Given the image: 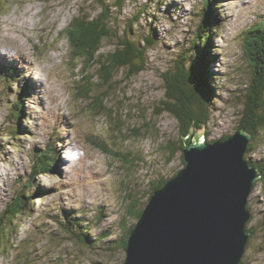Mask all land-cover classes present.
I'll return each mask as SVG.
<instances>
[{
    "label": "rangeland",
    "instance_id": "374dc122",
    "mask_svg": "<svg viewBox=\"0 0 264 264\" xmlns=\"http://www.w3.org/2000/svg\"><path fill=\"white\" fill-rule=\"evenodd\" d=\"M176 1L178 10L165 8L169 2L157 8L159 44L149 50L147 68L132 76L126 69L118 70L116 82L109 88L98 77L100 64L86 62L82 54L75 58L69 39L76 18L85 21L88 14L95 16L101 12L97 0H0V150L3 151L0 214L19 191L20 183L29 179L33 154L46 149L53 139L59 153L56 172L35 177L37 185L57 186L56 192L36 195L31 204L34 212L19 221L13 249L0 257V264L123 263L127 251L115 244L126 228L138 220L131 211L144 208L153 187L185 166L178 121L164 109L167 94L162 73L172 65L180 46L188 48V31L199 22L197 6L202 0ZM219 2L223 18L215 72L221 78L218 100L207 128L213 140L237 131L245 99L237 95L246 92L253 74L245 49L246 32L254 25L262 29L264 24V0ZM146 4V0L127 2L121 18L134 17ZM13 20L29 22L28 27H22L23 31L12 35L16 44L3 40ZM140 22L139 31L147 34L150 18L143 14ZM114 47V41L106 40L100 53ZM19 57L34 68H28ZM89 69L96 75L92 98L80 95L81 77L91 73ZM9 75L14 79L10 87L4 81ZM24 88L23 126L27 130L20 140L10 139L9 135L1 134L5 128L16 125L7 104ZM108 91L110 95L104 103L114 112L105 109L96 115L95 97L104 98L102 95ZM57 125L67 129L59 138ZM93 136L105 140L115 153L97 147L91 142ZM206 137L196 131V139L206 140ZM250 156L264 158V143L256 151L251 150ZM37 188L34 185L33 191ZM249 205L253 215L249 226L255 234L250 236L242 262L264 264V181L255 183ZM63 206L76 210L78 217L85 220L84 225L89 221L98 223L88 230L90 238L95 240L104 231L108 232L101 245L111 240L113 248L93 249L81 242L77 228L80 225L75 222L71 226L77 231L76 235L72 234L76 237L69 236L65 231L69 230L68 218L60 212ZM45 209L55 212V219L40 218Z\"/></svg>",
    "mask_w": 264,
    "mask_h": 264
},
{
    "label": "trees",
    "instance_id": "16d2710c",
    "mask_svg": "<svg viewBox=\"0 0 264 264\" xmlns=\"http://www.w3.org/2000/svg\"><path fill=\"white\" fill-rule=\"evenodd\" d=\"M135 1L138 0H97L101 7V12L95 16L88 14L85 21L82 20L83 18H76L77 22L74 24L73 29L69 31V39L72 42L75 58L82 54L86 62L90 64L99 63L98 77L102 80L101 83L106 84L109 88H113L112 85L116 82L115 72L118 70L126 69L128 75L132 76L147 68L149 63V50L159 44V29L156 23L160 17L157 15V12H159L157 8H161L162 5H166L169 2L165 8L169 7L171 11L180 9L176 0L172 3L170 2L171 0H146L147 4L134 17L129 19L121 18V13L126 3ZM219 1L202 0V3L197 6L199 22L196 28L194 26L188 31L190 37L187 42L188 48L185 45L183 47L180 46V51L177 53L172 65L162 73L164 82L168 88L164 109L166 108V110L175 114L178 118L183 138L196 129L197 132H203L207 136L206 140L208 142L216 141L210 138V133L207 131V128L211 122L213 107L218 100L219 78H221L219 73L215 72V65L219 57L217 39L221 37L220 25L221 19L223 18L222 11L219 9ZM165 8L164 10H166ZM143 14L146 15V18H150L152 23L147 27V34L145 31H139ZM171 15L173 16V13ZM172 20L174 23H178V21ZM193 25L194 19L190 26L192 27ZM246 35L248 39L245 49L251 61V66L253 67V74L249 86L245 88L246 92L244 91V93L237 95L238 97L242 96L245 98L243 101L244 110L237 130L244 128L251 134V142L248 146L246 158L253 166L259 169L262 174L260 180L264 181V158L254 159L250 156L251 150L256 151L259 145L264 143V24L262 29L257 28L255 25L252 26L246 32ZM106 40L114 41L115 48L108 51L109 53H100L103 42ZM89 70L91 73L88 72L81 77L83 85L81 87V94H79L83 97L92 98V94L94 93L93 78L96 75L94 71ZM5 78L7 81H4L10 87L14 81L13 76L9 75ZM25 93L26 88L20 89L17 97L9 104L6 103L10 110L11 118L14 119L13 121L16 125L11 126V128H5L1 134L5 133V135H9L10 139L15 137V140H20L27 130L23 126L26 112L23 105ZM107 95H110L109 91L102 95L105 96L104 98L101 96L95 97L93 109L97 113L96 115L102 113L105 109L108 110V113L114 112L112 108L104 103ZM56 128L57 138L62 137L65 134L64 132L67 131L64 125L60 128L57 125ZM230 136L231 134L226 135L222 139ZM91 142L109 154L115 153L105 140L99 139L97 136L91 137ZM16 143L17 141L13 144ZM56 143L53 139L47 145L46 149L33 154V169L29 179L20 183L19 191L7 202L5 209L0 214V257L6 255L13 249L15 236L19 231V221L24 215L29 212H34L31 204L33 201L35 202L36 195L40 193L43 196L52 190L56 192L57 186L45 188L42 185H37L35 179L38 175H51L56 172L57 159L59 158ZM183 148L184 146L181 147L182 150ZM2 154L3 151L0 150V155ZM182 158L184 160L183 154ZM168 179H162V181L154 186L150 197ZM34 185L38 186L35 191H33ZM248 207L251 210L250 205ZM83 211L84 208L79 212ZM142 211L143 208L133 210L131 213L139 218ZM60 212L68 218L69 230L65 231L69 236L77 234V231H73L71 226L75 222L76 225H80L77 228L80 230L79 238L81 242L91 246L93 249L101 247L113 248L110 245L111 240L108 241L107 245H101L106 240L108 232L104 231L95 240L90 238L88 230L94 224L98 225V223L89 221L87 225H84L85 220L78 217L76 210L66 209L64 206ZM41 214L42 216L39 215L40 218L46 219L47 217L55 219V212L50 213L47 209L41 211ZM30 216L32 217L33 215ZM74 219L78 221H74ZM250 222L251 220L248 222L247 229L253 235L255 233L249 226ZM135 224L126 228L124 234L120 235V240L117 241L115 246L119 244V246L125 249L127 248L128 238ZM72 237L74 238L76 236L72 235ZM94 264L104 263L94 261Z\"/></svg>",
    "mask_w": 264,
    "mask_h": 264
},
{
    "label": "water",
    "instance_id": "95a60500",
    "mask_svg": "<svg viewBox=\"0 0 264 264\" xmlns=\"http://www.w3.org/2000/svg\"><path fill=\"white\" fill-rule=\"evenodd\" d=\"M251 137L244 128L215 142L196 139V129L185 136L186 164L149 198L122 264H241L262 176L246 158Z\"/></svg>",
    "mask_w": 264,
    "mask_h": 264
},
{
    "label": "bare ground",
    "instance_id": "6f19581e",
    "mask_svg": "<svg viewBox=\"0 0 264 264\" xmlns=\"http://www.w3.org/2000/svg\"><path fill=\"white\" fill-rule=\"evenodd\" d=\"M28 25H29V22L28 21H24V22H21V23H16V21L15 20H13L12 21V23L10 24V29H9V32L7 33V34H5V36H4V41H7V42H10V43H17V41L15 42V38L14 37H12V35L14 34V32L15 31H23L22 30V27L24 28V27H28ZM9 47H12V46H10V45H8ZM18 46V45H17ZM13 48H16V47H13ZM24 52H25V54H28V52L27 51H25L24 50ZM28 58H29V55H28ZM19 59L21 60V61H23L24 63H25V65H27V67L28 68H30V69H33L34 67L32 66V65H30L29 63H28V61L26 60V59H24V58H22V57H19ZM29 60H30V58H29ZM31 61V60H30ZM46 89H47V87H46ZM97 106V105H96ZM98 110V109H97Z\"/></svg>",
    "mask_w": 264,
    "mask_h": 264
}]
</instances>
